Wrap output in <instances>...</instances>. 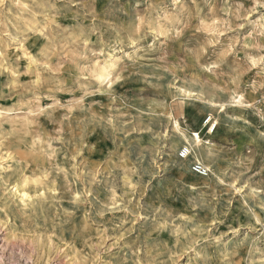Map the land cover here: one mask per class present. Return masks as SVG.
Masks as SVG:
<instances>
[{"label": "rangeland", "instance_id": "obj_1", "mask_svg": "<svg viewBox=\"0 0 264 264\" xmlns=\"http://www.w3.org/2000/svg\"><path fill=\"white\" fill-rule=\"evenodd\" d=\"M0 111V264H264V0H0Z\"/></svg>", "mask_w": 264, "mask_h": 264}, {"label": "bare ground", "instance_id": "obj_2", "mask_svg": "<svg viewBox=\"0 0 264 264\" xmlns=\"http://www.w3.org/2000/svg\"><path fill=\"white\" fill-rule=\"evenodd\" d=\"M114 67H115V65H114ZM181 136H182V138H175V139L172 140L171 149L175 152L178 148H181L180 150L186 149V150H188L190 152V155L187 156L185 159H183L181 161V163L176 165V166L179 168V171L181 173H183L184 175H190L191 177H193V175L188 172L189 171V164L191 162L199 163V164H203V163L207 164L206 160H210V161L213 160L214 154H215L214 147H212L210 144H208L207 145V149L204 150V149H202L201 147L198 146L197 143L199 142L198 140L200 139V129L198 127L195 129V133H193L191 135V137H192L191 141L188 140V138H187V136L185 134H182ZM179 153H180V151H179ZM11 154L9 153L7 155L8 159H11ZM209 169H211V168L209 167ZM208 179L209 178H207V177L199 178V180H201V181H207ZM29 182H30V180L26 179L25 182L22 185L23 186L22 189L16 190V192L20 195L21 200H23V201H30L33 198V195L27 190V185H28ZM34 183H37V182L34 181Z\"/></svg>", "mask_w": 264, "mask_h": 264}, {"label": "built area", "instance_id": "obj_3", "mask_svg": "<svg viewBox=\"0 0 264 264\" xmlns=\"http://www.w3.org/2000/svg\"><path fill=\"white\" fill-rule=\"evenodd\" d=\"M205 126L208 128L209 133L213 134L215 133L216 129H217V122L213 120V118L211 116L207 117L204 121ZM190 155V152L186 149H182L179 153V158L181 160L185 159L187 156ZM192 171L200 176V177H207L210 175V169L207 168L206 166H204L203 164H199V163H195L192 166Z\"/></svg>", "mask_w": 264, "mask_h": 264}]
</instances>
